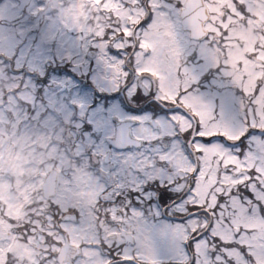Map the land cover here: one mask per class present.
I'll return each mask as SVG.
<instances>
[{"label":"snow or ice","instance_id":"snow-or-ice-1","mask_svg":"<svg viewBox=\"0 0 264 264\" xmlns=\"http://www.w3.org/2000/svg\"><path fill=\"white\" fill-rule=\"evenodd\" d=\"M147 7L137 26L143 36H127L128 49L85 54L68 44L51 55L40 43L14 57L38 66L17 72L36 88L39 105L28 107L29 121L43 127L71 114L73 149L83 150L75 159L89 160L110 196L108 220L130 217L138 237L132 253L115 241L114 247L82 245L71 264H97L81 253L101 248L108 255L100 259L114 264H150L142 255L158 251L169 259L152 264H264V4L156 0L151 10L148 0ZM131 46L159 75L143 64L135 72L125 65L124 87L113 91V65ZM134 75L149 84L147 91L132 93ZM161 95L174 99L162 106ZM145 117L155 141L136 139ZM179 153L184 175L177 180L172 158ZM66 244L57 240L45 259L64 264ZM0 251V264L20 260Z\"/></svg>","mask_w":264,"mask_h":264},{"label":"rangeland","instance_id":"rangeland-1","mask_svg":"<svg viewBox=\"0 0 264 264\" xmlns=\"http://www.w3.org/2000/svg\"><path fill=\"white\" fill-rule=\"evenodd\" d=\"M242 2L249 5L257 2L264 4L260 0H242ZM128 3L132 6L128 7ZM152 3L153 9L151 10H154L156 0H152ZM146 14L145 9L137 8L133 0H0V54L5 56L2 60L0 59V160L4 158V161L0 163V173L6 176L0 177V187L9 186L7 177L13 173V170L15 173L25 170L31 179H36L35 182H29V185L36 188L38 182L42 181L39 169L43 161L47 162V173L53 168H58L61 171L58 196L61 201L58 200L55 203L61 205L63 210L74 209L79 212L82 221L79 224H67L65 229L68 231L72 229L74 241L81 246H93L100 242V232L102 240L108 242V234L115 232L113 230L117 228L116 225L109 224L103 227L105 230H99L98 233L95 232L96 227L93 226L97 218L105 217V211L103 210L101 216L98 217L88 205L97 200L98 196L105 191V187L89 170V160L86 157L79 164L75 159L83 150L73 149L70 143L68 146L66 136L72 131L69 133L67 131L63 142L60 143V135H57V122L43 127L37 126L34 120L27 119L23 123L24 118H28V107L34 103L39 105V102L35 100L36 88L26 76L11 74L8 71L10 64L5 63L4 59L12 60L13 67L17 71L24 69L34 72L38 71L36 64H29L22 57L14 60V57L19 56L21 49L26 52L28 47L34 48L37 44L43 43L51 55H58V49H64L66 45L71 44L85 54H88V48L90 51L99 49L100 53H104L108 44L107 36L116 37L124 31V27L126 29L136 24ZM241 30L246 32L250 40L257 39L247 30ZM12 33H14L13 43L10 44L7 37ZM142 36L141 32L140 37ZM93 39L99 40L95 42ZM115 46L122 47V43L118 41ZM66 58L70 59L71 56L66 53ZM239 58H243L242 53ZM137 61L144 65V71L159 75L154 68L149 66V62L143 59L142 55L139 54L135 62ZM113 70L118 74L119 69L116 64L113 65ZM116 82L113 80L112 83L115 86L112 90H115ZM15 91H17L18 101L13 97ZM160 99L163 102L165 99L172 100L174 97L161 95ZM146 120V117L142 118L140 125L144 133L141 139L155 141L158 139L157 132L147 127ZM18 127L22 128L21 139L17 141V150L11 151L10 128ZM169 134L168 132L160 133V135ZM43 137H46V140L41 143L40 140ZM182 160V153L172 158L173 167L176 168L173 179L179 180L184 175L181 170ZM87 196L89 199H86ZM50 217L48 214V218ZM112 217L115 218L114 214ZM117 219L120 218L117 217ZM83 255L95 258L97 264H104V259H100L102 255L100 251L85 250ZM158 256L161 260L169 259L163 251H159Z\"/></svg>","mask_w":264,"mask_h":264},{"label":"flooded vegetation","instance_id":"flooded-vegetation-1","mask_svg":"<svg viewBox=\"0 0 264 264\" xmlns=\"http://www.w3.org/2000/svg\"><path fill=\"white\" fill-rule=\"evenodd\" d=\"M133 1L136 2L137 8H143L140 3L142 0ZM137 26L138 24H134L133 26L126 27L130 28L131 32H125L124 27V31H121L124 34L118 36L119 38H123V45L126 49L130 47L129 42L126 39L127 36H134L136 41H139L142 38L140 37L141 32L138 30ZM120 28L122 30V27ZM130 51V55L135 58L134 60H137L136 56H138V54L135 51V47L131 46ZM139 66L140 64L138 61L132 63L130 71L135 72ZM139 78L140 76L134 75L132 77V82L139 80ZM70 115L64 118L63 123L57 122V135H60L61 143L63 142L65 133L69 131V128L65 125L67 122H72ZM22 128H13L10 131L9 143L11 151L17 150V141L21 139L20 136L22 134ZM42 140H40L41 143L46 140V137H43ZM0 163H2V160H0ZM46 170L47 162L43 161L39 169L40 174L42 175V181L38 182V186L36 188L35 186L29 185L30 181L35 182L36 179H31V176L27 175L25 170H22L19 173H15L13 170V173L11 175L9 174L7 177V183H9V186L0 187V249H3L4 251H14L20 257L19 261L17 259H10L9 264H20V261H25V264H60L59 260L53 262L50 258L45 259V256L55 249L57 240L62 242L67 241L65 248L68 250L66 253L61 254V258L64 259V264H71V256L75 255L79 251H76L75 248H81V245L74 241L75 239L72 229L68 231L65 229L66 225L61 223L63 221V216L56 219L48 218L49 207L51 210L61 208L58 207L59 204L55 203L58 200L61 201V199L58 198L60 190L59 192L57 191V197L54 200L48 201L44 198L43 187L48 177ZM0 176L6 177L3 173H0ZM86 199H89V196H87ZM109 200L110 196H105L102 193L100 197H98V201L90 203L88 206L89 208L91 206H95L96 212H98L101 209L107 208ZM77 205H80V203H77ZM120 211H123V209H120ZM114 217L115 218L112 217V222H110L105 212L104 218H97L96 223H93V226L96 227L95 232L98 233L99 230H105L103 227L108 226L109 224L117 226V228H114L113 230L115 232L108 234V242H106V240H102V233L100 232L99 237L101 238V241L97 242L93 246L108 243L110 247H114L115 245L113 244V241H115L116 244H127L129 253L134 252L137 247L135 242L138 237L134 234L131 225V218L125 217L123 221H121V219H117L115 214ZM75 223L79 224V220ZM125 225H128V227H125ZM13 233H15V235H13ZM122 233L128 234L129 237H126L127 235L124 237ZM24 237H27L28 243H20L21 238ZM69 245L71 246L70 248ZM100 252L105 257L108 255L103 248L100 249ZM136 255L140 254L136 253ZM158 255L159 251L156 253L145 252L142 255V258L148 260L150 264H152L153 261H163L159 259ZM0 259H3V251H0ZM104 264H114V262L104 259Z\"/></svg>","mask_w":264,"mask_h":264},{"label":"water","instance_id":"water-1","mask_svg":"<svg viewBox=\"0 0 264 264\" xmlns=\"http://www.w3.org/2000/svg\"><path fill=\"white\" fill-rule=\"evenodd\" d=\"M201 15H202V13H201ZM137 141L139 142V140H137ZM56 184H57L56 179H55L54 175H52V176L49 178V180H48L47 187L52 186V187L55 189Z\"/></svg>","mask_w":264,"mask_h":264}]
</instances>
